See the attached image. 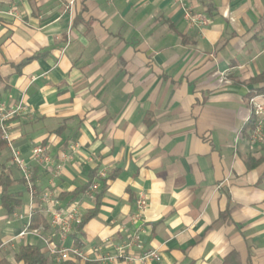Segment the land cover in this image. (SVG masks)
<instances>
[{"label":"crops","instance_id":"1","mask_svg":"<svg viewBox=\"0 0 264 264\" xmlns=\"http://www.w3.org/2000/svg\"><path fill=\"white\" fill-rule=\"evenodd\" d=\"M203 1L0 0V104L28 107L9 131L33 187L31 199L4 146L21 207L7 215L0 200V257L31 245L58 263L49 249L75 235L90 259L116 255L137 233L123 252L160 260L114 264H264V140L242 131L247 82L264 76V0H211L210 15ZM34 145L56 175L29 160ZM94 172L107 180L79 193ZM139 193L148 204L134 221ZM72 203L81 217L97 210L61 240L49 212ZM29 213L47 229L16 238Z\"/></svg>","mask_w":264,"mask_h":264},{"label":"built area","instance_id":"2","mask_svg":"<svg viewBox=\"0 0 264 264\" xmlns=\"http://www.w3.org/2000/svg\"><path fill=\"white\" fill-rule=\"evenodd\" d=\"M71 5V4H70ZM184 17L188 21L198 20L201 25H208L209 21L201 16H194L190 10H185ZM248 104L251 108V113L256 119V125L254 129L249 133V142L251 144L260 143L264 140L263 135V123H264V102L259 100V96H254L249 98ZM28 107L26 104L20 102L11 108L5 107L0 104V138L5 143V146L9 152V163L12 167L21 174V178L25 183V187L29 192L32 199L33 187H32V169L28 162L22 157L20 152L16 149L13 143L9 131V122L17 116H27L29 115ZM29 160L38 165L43 166V168L49 172L56 175V171L59 170V166H54L53 161L50 157L48 147L46 145H34L30 150ZM105 178V173L101 172L97 174V181L103 180ZM94 182L88 190L85 192L88 196H92L94 192L98 189V183ZM46 200V198H44ZM147 198L145 194L139 193L134 202V213L132 219L134 221L139 220L147 207ZM49 212V211H48ZM50 222L49 225L53 228L58 237L64 240L67 234L70 233L72 227L80 223V213L78 210V203H72L65 210H50ZM31 213L27 216V223L25 224L23 230L16 236V238H23L29 233H36L35 230H31L29 227V218ZM139 236L137 233L127 237L121 248H118V253L116 255L104 254L99 255L96 258L90 259L85 253L75 246L68 248H52L49 249L50 254L56 259L57 262L75 260L83 263L90 261L99 264H114L117 261L132 262L138 260L140 262L156 261L160 260L159 255L156 251H146L142 253L138 258L134 259L127 256L123 251L131 250L132 248L138 247Z\"/></svg>","mask_w":264,"mask_h":264},{"label":"trees","instance_id":"3","mask_svg":"<svg viewBox=\"0 0 264 264\" xmlns=\"http://www.w3.org/2000/svg\"><path fill=\"white\" fill-rule=\"evenodd\" d=\"M204 7L206 8V12L210 15L213 11L211 0L203 1ZM247 85H250L253 87V90L250 91L248 94V98L254 97V96H264V76L259 75L250 81L247 82ZM256 119L252 115L249 119V122L245 124V127L243 128L244 134H247V132H251L255 125H256ZM5 143L0 138V152L4 149ZM97 174L94 172V175L92 178L89 179L87 184L80 190L79 193H85L88 188L97 180ZM22 180V179H21ZM107 178L103 180L105 182ZM22 184L25 185L24 181L22 180ZM13 185V181L11 180L8 173L1 169L0 171V188H1V206L6 212L7 215H12L15 212H17L21 207V196L19 193H13L10 191V187ZM100 195H102V192H99L96 195V205H98V201L100 199ZM97 208L95 210L87 213L85 216H82L80 219V223L76 225V230L78 232L81 231L84 224L91 219L95 213ZM40 226H42L43 229H47V225L42 219L41 216L38 214L32 215L29 222V227L31 230L38 229ZM73 237V243L76 248H80V242L78 241L76 235ZM1 245V242H0ZM0 264H76L73 262V260L69 261H60L58 263H54L53 260L49 259V257L44 254L39 248L31 245H23L21 246L17 252H15L12 255L11 261L7 260L4 256L0 257ZM94 264V263H93Z\"/></svg>","mask_w":264,"mask_h":264}]
</instances>
